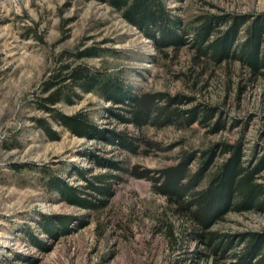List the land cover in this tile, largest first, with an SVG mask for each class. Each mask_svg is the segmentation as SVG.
Here are the masks:
<instances>
[{
  "label": "rangeland",
  "instance_id": "obj_1",
  "mask_svg": "<svg viewBox=\"0 0 264 264\" xmlns=\"http://www.w3.org/2000/svg\"><path fill=\"white\" fill-rule=\"evenodd\" d=\"M164 2L187 34L180 49L157 50L120 11L94 0H0V264H233L248 242L239 239L264 232V212L229 211L205 231L230 236L235 246L212 253L192 238L200 228L157 190L164 171L187 163L186 184L211 160L195 190L205 191L237 147L243 167L263 162L257 182L264 185V75L254 77L239 61L199 58L189 44L206 21L221 23L211 43L231 25L221 19L244 18L235 43L241 45L264 23V0ZM81 65L132 95L150 96L151 117H164L158 111L166 109L187 119L195 108H210L213 117L139 129L111 115L120 106L99 91L68 81L55 108L84 114L96 131L74 136L38 101L56 90L44 91L49 76ZM41 120L58 139L48 137ZM97 132L130 142L121 147ZM105 174L118 178L110 195L85 189ZM59 179L101 207L71 204L55 189Z\"/></svg>",
  "mask_w": 264,
  "mask_h": 264
},
{
  "label": "trees",
  "instance_id": "obj_2",
  "mask_svg": "<svg viewBox=\"0 0 264 264\" xmlns=\"http://www.w3.org/2000/svg\"><path fill=\"white\" fill-rule=\"evenodd\" d=\"M94 1L120 11L122 17L151 39L159 51H164L169 47L180 49L188 43L185 40L187 34L179 29L180 23L170 15L164 0ZM214 20H217V24H221L219 18ZM216 22L206 21L204 25L196 30L193 42L189 43L198 53V57H204L216 64L239 61L254 77L264 75V50L262 49L264 23L259 22L254 25L249 31L247 40L241 45H235L240 29L248 23V20L244 18L221 19L224 24L230 23L231 25L225 34L210 43V38L216 30ZM102 78L99 72L92 73L82 65L74 68L67 66L44 81V91H51L55 88L56 90L45 99L38 101L39 107L51 114L61 126L65 127L74 136L80 138L89 137L95 131L86 116L82 113L65 115L55 108L62 101L60 95L62 87L60 86L68 81L86 92L99 91L109 102L120 106L111 110L109 112L111 115L121 122L132 124L139 129L148 125L162 126L163 120L167 121L169 125L184 123L192 125L198 120L200 114H204L206 121L211 120L213 117V110L210 108H203L202 113L201 109L195 108L189 112L190 115L187 119L180 116L181 111L177 113L173 111V113L166 109L158 111L162 112L164 117H151L155 106L150 96L132 95L131 91L127 90L120 81H104ZM172 102L181 104L182 101L173 99ZM121 111L130 114V117H124ZM39 124L48 137L58 139L57 133L47 121L41 120ZM96 134L97 138L100 137L101 140L121 147L127 146L130 142L124 136L114 132L108 134L97 132ZM241 154V148H235L232 158L224 165L221 173L212 180L205 191L195 192L203 179L204 173L208 170L211 160L205 163L201 171L186 184L183 181L187 173V163L164 171V182L157 188L158 194L165 196L168 203L176 207L178 213L190 218L200 228L199 231L191 234L192 238L204 244L212 253H216L218 249L224 251L230 246L234 247L235 243H232L230 236L219 237L216 233H207L205 229H208L211 221L221 218L229 211L257 210L264 212V185L257 182V175L263 168V162L259 163L254 169L245 168L240 162ZM112 166L114 169L116 167L120 168L118 165ZM115 179L118 178L111 174L100 175L93 178L95 182L87 181L88 187L85 189L107 196L111 193L109 184ZM57 182L58 185L55 189L71 204L90 205L93 208L101 207L97 203H88V200L82 198L77 190L68 187L62 180L59 179ZM235 200L238 201L235 202ZM100 203L106 202L100 201ZM246 240L248 242L245 252L243 255H236V261L233 264H264V232L251 234L247 237L242 236L239 242L242 244Z\"/></svg>",
  "mask_w": 264,
  "mask_h": 264
}]
</instances>
